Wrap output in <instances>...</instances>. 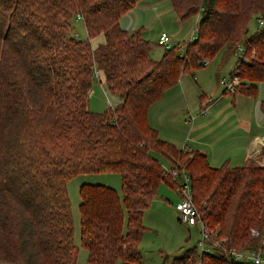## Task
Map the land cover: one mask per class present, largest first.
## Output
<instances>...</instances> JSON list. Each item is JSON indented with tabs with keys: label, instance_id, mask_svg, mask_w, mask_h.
Here are the masks:
<instances>
[{
	"label": "trees",
	"instance_id": "1",
	"mask_svg": "<svg viewBox=\"0 0 264 264\" xmlns=\"http://www.w3.org/2000/svg\"><path fill=\"white\" fill-rule=\"evenodd\" d=\"M139 1L0 0V264H76L67 183L108 172L119 174L121 197L109 185H79L86 264H143L142 213L158 184L169 183L181 196L153 152L186 170L195 205L208 228L225 238V250L261 243L264 166L210 165L198 149L159 138L147 109L183 72L216 57L223 65L237 45L255 55L239 64L241 83L230 94L253 97L264 82V27L250 34L249 27L258 14L264 20V0H169L180 20L199 16L196 35L183 53L179 45L162 47L158 60L140 31L119 24ZM95 69L98 82L120 99L103 112L87 104ZM260 107L264 113V101ZM198 261L253 264L195 246L162 264Z\"/></svg>",
	"mask_w": 264,
	"mask_h": 264
},
{
	"label": "crops",
	"instance_id": "2",
	"mask_svg": "<svg viewBox=\"0 0 264 264\" xmlns=\"http://www.w3.org/2000/svg\"><path fill=\"white\" fill-rule=\"evenodd\" d=\"M165 1L157 0V2L148 4V8H152L155 12L160 11L158 5ZM167 1L169 10H171L169 0ZM121 17L119 24L124 29L129 32L138 30L144 36L143 29L133 27L129 30L125 28L121 23ZM146 39L148 40V38ZM152 57L156 60L161 58L153 55ZM216 73L214 80L217 85L218 76ZM183 74L184 72L179 76L177 83L166 88L162 97L151 103L147 109L148 124L155 128L159 138L173 143L178 149H198L205 154L208 163L213 166L227 164L231 167H240L246 162L264 166V122L261 119L258 121L244 120V107L240 105L241 103L237 104L238 100L235 94L239 93L247 98L251 96L237 92L232 94V97L228 98L224 95L219 100L212 99V102L208 103L209 98H212L209 95H216L219 92L215 84L212 86L210 82L201 78L199 85L192 90L187 87V81L182 76ZM99 83L106 87L102 80ZM198 88L200 92L196 91ZM191 93L192 101L191 98L189 99ZM111 96L117 99L114 105H109L114 107L120 102V99L115 94L111 93ZM240 101L248 102L246 99H240ZM262 101L264 99L260 101L259 108H261ZM108 103H110L109 100ZM152 155L159 160L164 168L171 165L167 157L160 153L153 152ZM162 159L166 161L165 164ZM98 183L109 185L105 182ZM165 184H167L165 181L158 184L157 193L151 204L142 213L144 232L139 241V247L145 251L142 253L143 264H155L163 262L165 258L171 259L172 252L180 248L179 252L174 255L180 254L186 247L185 242L190 238V227H185L187 225L184 226V223L181 224L178 219L175 208L179 200L178 196L175 195L177 200H173V194L165 190ZM163 191L165 192L163 193ZM151 236L159 238L160 241L158 243L155 242L156 240L150 241Z\"/></svg>",
	"mask_w": 264,
	"mask_h": 264
},
{
	"label": "rangeland",
	"instance_id": "3",
	"mask_svg": "<svg viewBox=\"0 0 264 264\" xmlns=\"http://www.w3.org/2000/svg\"><path fill=\"white\" fill-rule=\"evenodd\" d=\"M162 1V0H158ZM153 2H157V0H140L133 8L132 10L126 12L123 14L121 17V23L125 26L127 29H133L135 28H140L143 29L144 31V37L148 38L150 41L151 49L150 52H152L153 56H162L164 48L160 46H156V42L158 39V35L165 31L167 34L172 37V45L180 46L181 49L179 50L180 53H183L182 51L184 50L185 46L187 43L193 40V38L196 35V24H197V19L198 16L192 17L190 19L186 20H179L174 12L168 7V1L166 0L163 4L158 5L159 10L155 12L152 8H148V4H151ZM168 8V9H165ZM165 9V10H164ZM164 10V11H162ZM75 31L78 33V36L82 40H86L87 34L85 30V26L83 25L82 20L80 19H75L73 22ZM257 27V24L255 20L252 21L250 27H249V34L253 32ZM146 35V36H145ZM96 41H92L94 43ZM234 58H230L226 63L223 65H219V58L212 59L210 63L207 65L200 67V68H195L191 71H186L182 75L185 80L187 81V87L191 88L194 90L199 85V82L201 78L207 80L210 82V85L214 86L216 80L214 74L216 72L218 78L223 77V76H228L230 72L232 71L234 67ZM218 66L220 68L218 69ZM183 78V79H184ZM217 78V79H218ZM91 86V93L88 95V107L90 111H95V112H103L106 110L109 105H114L116 103V98L114 99L111 96V93L107 90L106 87L103 86L102 83H99L96 79L93 80ZM215 86L219 89L218 94H210L209 96L212 97V99H220V97L226 95L228 98L232 97V94L222 92L221 87L219 85L215 84ZM196 90V89H195ZM199 91V88L196 90ZM235 97L237 98V104L243 105L244 107V115L243 119L244 120H257L261 119L264 122V113L259 108L260 101L264 99V82H259L257 84V90L255 95L253 97L247 98L243 95L235 94ZM191 98V101L193 100V95L189 96V99ZM240 99H246L248 102L244 101L245 103H242ZM108 100L110 103H108ZM214 100V101H215ZM256 103V105H255ZM189 117V116H188ZM163 164L166 163L164 159H162ZM257 165V164H256ZM88 182V183H93V182H105L109 183L114 189L116 190L117 194L121 197V179L119 174L115 172H108V173H96L93 175H84V174H79L77 177H74L67 183V191H68V196H69V202H71V214L73 217V231H74V237H73V243L77 247V257H76V264H86V256H87V251L86 249L81 245L80 241V216H79V185L82 182ZM165 190L167 192H171L172 199H176V190L174 187L172 188L169 183L165 184ZM165 191H163L164 193ZM176 195V196H175ZM185 226V224H184ZM188 227V226H185ZM190 238L185 242V246H191V247H196L198 251H200V247L197 243L198 238H199V230L197 228H190ZM150 241L158 243L160 241L159 238L157 237H150ZM180 249V248H178ZM173 251L172 252V257L175 256L174 254H177L179 250ZM141 250V249H140ZM182 252V251H181ZM141 253H145L144 250H141ZM163 257V256H162ZM172 257L170 261L172 260ZM164 259V258H162ZM162 262H158L155 264H161Z\"/></svg>",
	"mask_w": 264,
	"mask_h": 264
},
{
	"label": "built area",
	"instance_id": "4",
	"mask_svg": "<svg viewBox=\"0 0 264 264\" xmlns=\"http://www.w3.org/2000/svg\"><path fill=\"white\" fill-rule=\"evenodd\" d=\"M257 27L255 30H261L264 27V20L262 15L258 14L255 18ZM159 46L169 48L172 46V38L163 31L158 35L156 42ZM255 55V50L251 53H247L243 45H237L236 52L234 53V67L230 74L226 77H219L218 84L223 92L232 93L236 90L238 85L241 83L239 75L236 71L241 62H248L250 57ZM208 60L203 62V65H207ZM94 77L98 80L100 73L98 69L94 70ZM212 102V98H209L208 103ZM163 170L168 171L171 175L172 182L180 186L181 196L178 197V202L175 205L178 219L181 224H185L190 228H197L199 230L198 245L200 247L199 253H210L219 250L221 253L230 259L231 257L237 261H249L253 264H264V233L260 239L261 243L256 249H242V250H225L223 244L225 241L224 237H219L217 230L208 228L205 220L202 218L201 213L195 205L194 199L192 198L191 188L189 184V175L186 170L181 166H169L163 167ZM254 235L259 234V230H252ZM201 264V261H198Z\"/></svg>",
	"mask_w": 264,
	"mask_h": 264
}]
</instances>
